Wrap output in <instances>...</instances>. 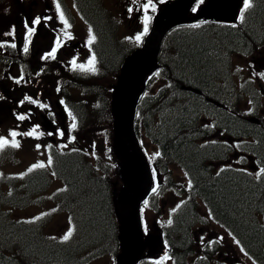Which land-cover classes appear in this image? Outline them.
<instances>
[{
    "label": "trees",
    "instance_id": "obj_1",
    "mask_svg": "<svg viewBox=\"0 0 264 264\" xmlns=\"http://www.w3.org/2000/svg\"><path fill=\"white\" fill-rule=\"evenodd\" d=\"M77 2L93 21L101 65L113 79L126 49L113 38L94 0ZM263 20L264 0H253V6L243 13L240 28L207 25L199 29H178L167 34L163 41L161 52L164 55L159 59L157 73L162 86L158 97L151 98L143 108L140 106L138 116L145 118V135L160 150L155 171L164 182L157 195L173 188L183 200L171 214L172 222L163 228L174 264H188L187 259L194 255L192 234L200 217V207L233 237L252 262L264 264V127L248 125L239 113L229 108L210 106L205 109L200 96L179 90L183 84L205 94L214 93L219 87L216 83H222L227 70V54H247L252 43L260 40ZM102 78L97 75L89 79L92 84L84 92L92 98L93 117L106 121L110 130V90L97 84ZM79 110L83 113L81 107ZM204 114L213 119L212 124L204 126L211 130L198 127L199 118ZM215 128H219L221 135L248 140L249 151L261 168L256 177L236 169L215 170L218 156L221 158L228 151L220 144L198 141L211 136ZM176 162L185 170L188 181L180 188L176 187L169 166ZM53 163L57 177L65 183L59 202L70 220L71 237L68 241L49 237L43 228V218L25 220L12 216L29 201L22 195L16 197L12 192L5 195L0 191V264H84V258L87 260L96 253L118 250L111 204L115 181L111 163L102 159L91 163L78 152L57 155ZM36 180L33 177L26 181L31 195L43 188ZM23 187L26 188V184ZM88 249L95 251L85 257ZM141 264L155 263L144 261ZM193 264L212 262L201 257Z\"/></svg>",
    "mask_w": 264,
    "mask_h": 264
},
{
    "label": "flooded vegetation",
    "instance_id": "obj_2",
    "mask_svg": "<svg viewBox=\"0 0 264 264\" xmlns=\"http://www.w3.org/2000/svg\"><path fill=\"white\" fill-rule=\"evenodd\" d=\"M94 1L99 11L98 0ZM11 4L15 8L14 13L7 12L6 14H9L7 20L0 22V29L4 31L0 32V112L5 111V115L12 118L14 126L28 128L30 123H34L35 128L43 132L49 146L58 147L61 143L74 139L69 116L73 101L68 100L71 90L65 86L60 87L59 79L62 78L65 65L69 66L72 61L87 58L86 43L82 36L83 28L92 31L95 27L92 19L79 9L77 0H13ZM57 4L60 5V10L70 27L65 28L61 22L56 10ZM154 6L152 7V2L148 0H114L109 11L102 7L100 11L101 13L105 11L116 25L137 27L141 24L143 16L147 14L152 17ZM81 13L84 19L81 18L80 21ZM36 17H40L41 22L33 25ZM26 23L29 27L35 28L31 37L27 36ZM6 33L9 35H5ZM26 43L28 52H24ZM263 46L264 42L259 49L255 48L253 53L249 48L247 58H259ZM54 47L57 48L55 58L47 55ZM229 73L230 71L225 70L223 76L228 77ZM39 76L45 87H41L37 82ZM53 83H58V87L52 86ZM216 84L219 87L214 93L199 94L204 101L205 109H210L209 107L214 105L226 108L225 101L222 103L220 99V96L225 95L221 89L223 85V88L231 86V79H223L222 83L219 81ZM19 116H23L24 119H18ZM45 122H49L50 125H46ZM218 129H213L212 136L218 135ZM227 141L221 140V145L226 152L228 151L224 157L228 154L231 157L234 143L231 139ZM221 163L236 167V157H233L232 162L224 160Z\"/></svg>",
    "mask_w": 264,
    "mask_h": 264
},
{
    "label": "rangeland",
    "instance_id": "obj_3",
    "mask_svg": "<svg viewBox=\"0 0 264 264\" xmlns=\"http://www.w3.org/2000/svg\"><path fill=\"white\" fill-rule=\"evenodd\" d=\"M12 1L13 0H0V22L5 19L7 20V17L9 16V14H6L7 12L14 13L15 9L11 4ZM156 1L157 0H153L152 2ZM111 2L112 0H101L102 5L107 7L112 5ZM117 27L119 26L117 25ZM144 27L145 22L135 28L129 29L123 26V28L116 30L118 36L126 38L130 44L136 45L137 41L135 40V37L144 31ZM83 31L84 34L82 36L83 38H86L87 30L83 29ZM0 32L3 33L4 31L0 29ZM261 50L262 52H260L259 58L253 57L248 59L247 57L242 56L232 57L231 65L232 68L236 70L233 75L235 80V90L233 91L234 95L232 98L234 99L232 100L234 102H238V106L241 109H248L251 103H259L261 108L258 109V113L264 118V84L262 82L264 78V46ZM89 60L90 58L88 57L87 59L78 61L75 65L72 63L69 66L65 65V70L70 75L64 76L63 73L61 74L66 83L65 88L71 89L70 99L75 103L82 102L85 105L93 103L92 98L82 92L83 86L89 84L87 80H89L90 75L96 73V66L94 72L91 70H82L80 68V65H84L85 69H88ZM40 79L41 77L39 76L37 82L41 87H45L42 81L39 82ZM113 82L114 79L112 80L111 77H103L101 80L97 81V84L105 90H110ZM254 93L255 97L250 98ZM239 112L245 113L247 110H239ZM0 121L2 122V124H0V138L8 140V145L0 150L1 191L4 194L7 192H14L16 197H20L22 195V191L17 188V183L20 180V177L24 176V173L29 172L28 169L32 168L36 164H43V168L48 174V191L42 196L33 194L35 196L28 199V204L21 207L20 210L13 212L12 216L17 217L18 219L30 220L37 218L38 216L45 215V217H43V228L45 229V233L55 240L63 238V236L68 232L69 222L66 215L63 212L59 213L56 211L55 206L51 202L49 203L47 198L60 187V184L51 178L49 158L46 151L48 142L46 141L43 132L40 129L35 128L34 123H30L28 128L21 125L14 126L12 118L10 116H6L5 111L0 112ZM89 127H91L92 130H97L93 132L90 131L87 134L88 137L85 133L83 135L86 125L80 128L79 131H75L74 134L76 139L80 138L79 141L75 142L76 147L79 146V148L84 151L88 161L91 163L98 161V159L111 163V167L115 172V162L111 153V138L109 137V133L111 135V131L109 130L107 122L99 121V123L96 124L90 121ZM33 129H35V132L32 136L24 135L25 133L32 132ZM12 131L18 133L16 137V140L20 145L18 148L11 147L12 137L9 133ZM143 133L144 126L140 124L139 134L143 147L148 154V157L153 159L156 155L155 148L153 143L144 137ZM81 137L83 138L81 139ZM87 139L89 140L87 141ZM243 165L248 167L247 163H244ZM178 177L181 182H184L182 174H178ZM5 179L8 181L9 185H7L6 182H3ZM27 198L29 197L25 196V199ZM15 200H17V198H15ZM176 200V197L174 199L169 194L163 198V201L158 204L161 207L162 216H155L150 208L144 206L142 220L145 230L151 232L156 221L165 223L167 213L175 206ZM205 219L206 224L198 225L195 231L197 250H199L203 245L210 246L212 242H215L218 244L216 259L220 263L251 264V262L237 249L234 242L225 234V232L210 222L206 217ZM113 263L112 258L102 257L91 261L88 264Z\"/></svg>",
    "mask_w": 264,
    "mask_h": 264
},
{
    "label": "water",
    "instance_id": "obj_4",
    "mask_svg": "<svg viewBox=\"0 0 264 264\" xmlns=\"http://www.w3.org/2000/svg\"><path fill=\"white\" fill-rule=\"evenodd\" d=\"M195 0H169L162 4L144 46L125 58L113 87L112 152L117 164L121 187L112 192V205L118 222L121 252L116 264H135L161 250L159 235L143 236L139 208L153 191L148 160L140 147L134 121L137 103L144 92L148 77L158 67L157 54L164 33L175 25L198 22H235L242 0H208L199 11L188 15ZM145 249H148L143 255Z\"/></svg>",
    "mask_w": 264,
    "mask_h": 264
},
{
    "label": "snow or ice",
    "instance_id": "obj_5",
    "mask_svg": "<svg viewBox=\"0 0 264 264\" xmlns=\"http://www.w3.org/2000/svg\"><path fill=\"white\" fill-rule=\"evenodd\" d=\"M161 2H163V0H161ZM243 4H244V9L245 10H247L248 8H250L252 5H251V0H243ZM56 10H57V13H58V15H59V17H60V20H61V22H63L64 23V26H65V28H68V27H70V25L68 24V22L65 20V18H64V14L61 12V10H60V5L59 4H57L56 5ZM196 9L194 8L193 9V11H195ZM129 11H131V9H129ZM241 20L243 19V12L241 13ZM41 22V20H40V17H36L34 20H33V25H36V24H39ZM25 27L26 28H28V34H27V36L28 37H31V35L35 32V28L34 27H29L28 26V24L26 23L25 24ZM195 27V26H194ZM147 31H148V27H147V18H146V20H145V27H144V34H146L147 33ZM5 35H9L8 33H6ZM69 39H71V37L69 36L68 37ZM26 39H27V37H26ZM141 39H142V36L141 35H137L136 37H135V40L137 41V42H139V41H141ZM94 40H95V37H94V35L92 34V31H91V29H89V36H88V41H87V43H88V45H91L93 42H94ZM16 45H12V47H15ZM57 46H59V42H57ZM28 44L26 43L25 45H24V52H28ZM56 51H57V48L56 47H54L53 49H52V51L50 52V53H48L47 55L48 56H51V57H53V58H55V53H56ZM72 63H73V65H75V61H72ZM80 68L82 69V70H91V71H95V57L93 56L89 61H88V69H85V67H84V65H80ZM18 119H20V120H23L24 119V117L23 116H19V117H17ZM72 127L74 128L75 127V124H73L72 125ZM34 132H35V129H33V131L32 132H28V133H25L24 135H27V136H32L33 134H34ZM9 135L12 137V143H11V147H13V148H18L20 145H19V142L16 140V137H17V135H18V133L17 132H15V131H12V132H10L9 133ZM8 145V140H6V139H4V138H0V150H2L5 146H7ZM37 147H39V146H37ZM49 163H51V160H49ZM44 167V165L43 164H36V165H34L32 168H29L28 169V171L29 172H31L32 170H33V168H43ZM189 184H190V182H189ZM156 191V189L154 188L153 189V192H155ZM145 206H147V201H145ZM36 219H40V217H37ZM172 221H171V219L168 221V223L170 224ZM71 235H72V231L71 230H69L68 231V233L67 234H65L64 236H63V241H68L69 240V238L71 237ZM203 239V238H202ZM168 257L167 256H165L164 257V259H167Z\"/></svg>",
    "mask_w": 264,
    "mask_h": 264
},
{
    "label": "bare ground",
    "instance_id": "obj_6",
    "mask_svg": "<svg viewBox=\"0 0 264 264\" xmlns=\"http://www.w3.org/2000/svg\"><path fill=\"white\" fill-rule=\"evenodd\" d=\"M214 55V54H213ZM216 55V54H215Z\"/></svg>",
    "mask_w": 264,
    "mask_h": 264
}]
</instances>
